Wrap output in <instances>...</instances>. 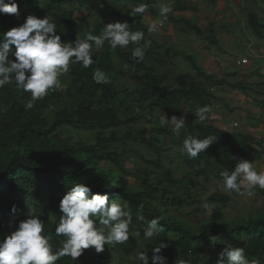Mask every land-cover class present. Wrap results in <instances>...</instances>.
Here are the masks:
<instances>
[{
	"label": "trees",
	"instance_id": "trees-1",
	"mask_svg": "<svg viewBox=\"0 0 264 264\" xmlns=\"http://www.w3.org/2000/svg\"><path fill=\"white\" fill-rule=\"evenodd\" d=\"M97 1L99 0H16L19 18L0 15V33L20 26L28 15L38 18L47 15L52 17L57 26V34L61 35L64 42L83 38L88 30L99 35L97 29H87L84 26V17L76 16L82 10L90 14L94 11L96 15L115 22L135 23L143 30L141 17L124 12L119 7L101 6ZM124 2L149 4L148 10L153 11L151 5L154 2L151 0H116L115 4ZM187 9L178 7L177 10ZM179 22L188 26V30L202 34L201 30L189 22ZM249 23L253 33L259 39H264V26L256 13H250ZM132 50L131 47L126 53L119 52L118 59L127 68L135 69V79L142 83V87L135 91L118 86L111 80L114 74L113 57L108 49L95 47L93 65L87 69L80 64L71 65L67 73L71 81L65 89L61 87L50 91L45 98L36 101L30 110L25 109L30 93H25L14 83L0 89V240L14 232L19 223L28 218V208L32 206L45 223L44 234H53L50 242L53 249L61 247L63 237L54 235L55 225L63 215L59 210V203L70 187L80 182L90 187L93 194L107 195L109 202L117 198L118 202L127 201L132 210V229L140 231L141 237L143 226L153 217L161 218L160 226L164 228V232L147 241L152 255V249L162 241L167 247L161 249L160 255L166 257V260L179 258L190 260L191 264H200L206 250L222 251L227 245L226 241L231 239V245L245 249L249 260L258 259L260 264H264V212L255 219L234 221L225 220L221 211L216 209L208 221L196 228L187 221H179L168 209L153 202L155 195L160 192L163 202L170 201L177 209L185 203L192 205L195 201L187 202L178 196L169 199L168 189H160L146 172L140 177L143 183L133 185L132 179L137 175L128 171L121 160L123 152L118 153L112 147L119 142L126 145L128 139H131L160 154L162 135L175 142V134L169 128L153 126L156 109H165L177 117L184 116L187 134L200 139L216 137L214 144L197 158L185 157V162L192 170L191 176L187 174L182 180H176L170 171L165 174L168 184L172 186L184 189L186 184H193L195 178L207 176V168L213 166L212 159L232 171L235 168L234 160L244 158L249 147L261 146L262 141L251 135L228 133L210 124L197 122L194 115L197 107H212V100H216L214 93L195 83L189 86H169L166 75L144 70L145 59L141 62L134 61L131 58ZM184 59L190 62L199 77L208 80L215 78L193 56L184 55ZM97 68L110 77V83L97 84L93 80ZM231 88L242 89L235 84ZM140 122H145L147 126H139ZM120 129L126 130L124 136L119 135ZM70 130L96 131L97 137L93 144L75 143L69 136ZM107 131H113V134L106 137ZM181 137L184 139V134ZM106 164H111L116 169L107 168ZM153 165L161 168L160 161H154ZM206 202L225 206L230 202V197L215 194ZM140 204L144 205L143 211H138ZM140 216L144 219H138ZM213 237L219 239L215 245L211 243ZM129 240L134 246L133 237ZM128 250L131 249L126 247V251ZM152 255L148 254L150 264ZM102 261H105L103 256L97 255L90 259L83 255L77 259L76 264H101ZM56 264L75 262L70 257H64ZM224 264H227L226 258Z\"/></svg>",
	"mask_w": 264,
	"mask_h": 264
},
{
	"label": "rangeland",
	"instance_id": "rangeland-1",
	"mask_svg": "<svg viewBox=\"0 0 264 264\" xmlns=\"http://www.w3.org/2000/svg\"><path fill=\"white\" fill-rule=\"evenodd\" d=\"M115 1L99 0L97 3L101 6L119 7L124 12L130 13L135 6L139 5L128 2L117 5ZM151 1L154 4L169 2V0ZM219 1L215 0V3ZM225 1L230 4V7L232 6V15L227 16L225 22H221L219 17L222 16V12L219 11V14H214L216 18L212 25H214L215 30L213 31L214 27H204L205 31L203 32L205 34L202 36L191 32L188 30V26L179 22L182 19L188 20L187 15H194L193 13L186 15L184 11L177 10L178 7H186V0H175L173 11L169 13L163 27L158 28L156 31H148L149 26L159 18L158 10L154 7L153 11L148 10L143 15H137L142 19L143 30L138 28L135 23L128 24L130 30H140L145 33V38L140 42L139 46H143L145 41L150 42L144 57V70H151L157 75H166V83L172 87L181 84L189 86L195 83L213 92L216 100H212V110L207 114L208 119L203 123L210 124L228 133L246 132L257 135V138L262 141L261 146L249 147L246 151V156L242 159L255 162L258 169H264V131L260 130L259 127L260 122L264 119V105L262 104L264 102V82H262L264 81V39H259L253 33L249 23L250 13L254 12L258 15L260 22L264 26V0ZM44 2H48V0H44ZM79 15L85 18L84 26L87 29H97L99 34L103 31L104 25L115 23L113 20L96 15L94 11L90 14L88 11L82 10L76 13V16ZM92 20H94L93 25ZM192 24L195 25L194 23ZM213 42L215 44L218 43L219 48H215ZM136 46L130 44L126 48L118 47L115 51H112L106 42L103 47L108 49L114 61V74L111 80L118 86L128 87L133 91L142 87V83L136 81L134 68H127L121 63L118 59V53H126L131 47L133 49ZM184 55L193 56L196 62L208 73L213 74L215 78L208 80L199 77L193 71L190 62L184 59ZM60 80L63 89L71 81L67 73L61 76ZM259 82L260 84H257ZM232 84L240 85L243 93L240 90H232ZM246 89L250 90L246 91ZM186 113H189V111ZM164 114L169 119L173 116V114L168 113L165 109H156L153 126L160 127L159 118ZM253 117L259 120L255 122L256 127L253 125L250 127L248 123ZM195 120L199 122L196 116ZM138 124L139 126H147L145 122ZM164 128L171 130L170 127ZM118 133L120 136H124L126 130L120 129ZM69 134L73 142H82L88 145L93 144L97 137L96 131L70 130ZM112 134L113 131L105 132L106 137ZM181 134H185V129L182 130ZM175 139L176 141L172 142L168 136L162 135L159 146L162 149L160 154H156L140 145L139 142L131 139H128L126 145L119 142L112 148L116 149L118 153L123 152L121 160L124 161L128 171L137 175L135 179H132L133 185H141L143 179L140 177L146 172L150 175L151 181L158 184L160 189H168L169 199L173 196H178L187 202L195 201L192 205L185 203L184 206L177 209L170 201L163 202L161 192L155 195L156 199L153 202L158 206L168 209L170 214L179 221H187L198 228L211 218L212 213L216 209L221 211L225 220L234 221H241L245 218L255 219L264 212V190L255 189L256 194L253 197L225 192L221 186L222 178L220 177V173L225 168L215 162L214 159L211 160L213 166L206 170L207 176L195 178L193 184H186L184 189L168 184L165 177L168 171L172 173L176 180H182L185 175L189 174L191 176L192 174V170L185 162L187 155L181 151L183 138L175 136ZM154 161H160L161 168L155 167L153 165ZM234 162L236 165L238 161L234 160ZM105 166L116 169L111 164H106ZM215 194L230 197V202L225 206L209 204L211 207L205 209L203 205L207 203L208 198ZM132 231L134 230L130 226V232ZM142 238L133 237L134 246L131 245L129 240L122 245H106L105 250L99 254L93 248H90L86 252L84 251L83 255L90 259L97 255L103 256L105 261H102L101 264H138L135 260L137 252L144 249L148 252L149 256L152 255L149 243ZM226 242L227 244H231L232 240L228 239ZM241 244L243 247L245 246L243 241ZM126 247H129L131 250L126 251ZM220 252L221 250H206L201 257L200 264H217ZM177 259H168L166 260V264H175Z\"/></svg>",
	"mask_w": 264,
	"mask_h": 264
},
{
	"label": "clouds",
	"instance_id": "clouds-1",
	"mask_svg": "<svg viewBox=\"0 0 264 264\" xmlns=\"http://www.w3.org/2000/svg\"><path fill=\"white\" fill-rule=\"evenodd\" d=\"M174 2L169 0L167 3L151 5L158 10L159 18L149 26V32L163 27L169 13L173 11ZM149 7V4L141 3L130 14L143 15ZM0 15L19 18L16 0H0ZM144 38L143 31H132L127 22L117 21L104 25L99 35L88 30L83 38L64 42L61 35L57 34V26L52 17L28 15L20 26L0 33V89L14 83L17 88L30 93V99L25 104V109L30 110L36 101L62 87L60 77L70 71L71 65L80 64L85 69L93 65L94 47L101 49L107 42L110 50L115 51L118 47L126 48L134 44L137 46L133 48L131 58L141 62L150 45L149 41H145L143 46H139ZM93 80L97 84L110 83V77L98 68L94 71ZM211 110L209 105L197 107L194 115L203 123ZM159 126L170 127L175 136L179 137L182 130L186 129L185 118L173 115L169 119L164 114L159 118ZM215 140V136L200 139L185 132L181 151L190 159H195ZM220 177L223 190L229 194L253 197L255 189L264 190V169H258L255 162L241 159L232 171L223 170ZM203 207L209 209L211 205L205 203ZM143 209V204L138 205V211ZM59 210L63 215L55 225L54 235L63 237L61 247L53 249L50 243L53 234H44V221L35 208L29 206L28 218L21 221L14 232L0 240V264H56L64 257H70L76 264L86 249L93 248L99 254L105 250L106 245H122L129 241L130 236L141 238L140 231L130 232L133 216L127 201L118 202L117 198L109 202L107 195L93 194L84 183L77 182L70 187L60 200ZM138 219L143 220L144 217ZM160 220V217H153L143 226L142 239L150 241L164 232ZM217 240L213 237L211 243L215 245ZM165 247L167 245L160 241L152 249L151 264H166V257L160 255L161 249ZM225 258L227 264H260L258 259L249 260L244 248L231 244H227L219 253L217 264H224ZM135 260L138 264H149L146 251L137 252ZM175 264H191V261L178 258Z\"/></svg>",
	"mask_w": 264,
	"mask_h": 264
},
{
	"label": "crops",
	"instance_id": "crops-1",
	"mask_svg": "<svg viewBox=\"0 0 264 264\" xmlns=\"http://www.w3.org/2000/svg\"><path fill=\"white\" fill-rule=\"evenodd\" d=\"M185 5L188 8L186 11H184L186 13V15L188 13H193L194 15H192V16L187 15L188 20H183V19L182 20L187 21L190 24L194 23L195 24L194 26L202 31V34H197V33L193 32L198 36H202L203 34H205V32H203V31H205L203 29L204 27H206V28H208V27L213 28L214 27V25H212V23H214V19L216 18L214 16V14H219V11L222 12V16L219 17V20L221 22H225L227 16L232 15V11H231L232 6L230 7V4L225 0H220L217 3H215V0H186ZM214 30H215V27L213 28V31ZM203 40H204V38H203ZM217 45H218V43L217 44L214 43L213 46L215 48H219V45L218 46ZM262 82H264V81H262ZM257 84H260V82ZM248 90H250V89H248ZM257 121H259V120H257L255 117H253L252 120L248 121L249 126L252 127V125H253L254 127H256L255 122H257ZM259 127H260V130L264 131V119L262 120V122H260ZM243 134L251 135L253 137H258L255 134H250V133H246V132H243Z\"/></svg>",
	"mask_w": 264,
	"mask_h": 264
}]
</instances>
